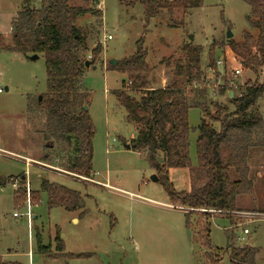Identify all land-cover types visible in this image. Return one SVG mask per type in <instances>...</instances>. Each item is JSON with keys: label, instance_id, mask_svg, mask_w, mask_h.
Listing matches in <instances>:
<instances>
[{"label": "rangeland", "instance_id": "rangeland-1", "mask_svg": "<svg viewBox=\"0 0 264 264\" xmlns=\"http://www.w3.org/2000/svg\"><path fill=\"white\" fill-rule=\"evenodd\" d=\"M21 2L0 0V255L16 264H228V234L234 247H256L255 264H264V217L232 228L242 219L172 204L161 184L151 178L155 171L145 154L125 147L137 125L126 121V111L114 96V91L122 88L121 82H127V76L109 65L112 58L118 62L132 55L135 41L143 38L148 84L163 87L175 79L173 68L165 66V61L180 58L184 43L198 44L202 50L203 84L186 87V92L193 91L187 94L188 102L205 101L213 113L215 101L232 108L226 93L219 92L224 80L237 95L242 85L255 79L227 47L231 38L241 41L243 31L257 34L245 19L249 5L242 0H202L201 5L184 12L180 8L164 10L146 22L141 4L134 5L131 0H70L74 6L100 11V17L89 11L76 19L83 37L81 58L90 61L83 70L81 92L95 127L91 182L59 173L72 152L73 141L65 144L64 151L58 142L48 150L43 137L44 117L27 114L28 102L47 91V74L44 56L32 60L2 48L11 44L10 21L22 9ZM30 4L34 8L41 5L40 0H30ZM228 32L232 33L230 38ZM96 45L101 50L92 63L91 50ZM210 47L214 59L221 61L215 68L208 67ZM234 67L242 68L236 77L232 75ZM199 89H205L204 96ZM125 93L141 96L137 89H126ZM257 108L264 118V95L258 99ZM202 118L219 124L200 107L188 110L192 165L196 164L195 141ZM252 140L264 141V125L253 133ZM47 151L51 164L44 163L49 165L44 169L37 161L41 162ZM251 151L248 167L252 191L235 197L236 208L264 213V147L258 145ZM22 157L32 161L26 164ZM229 177L238 178L235 169L230 170ZM43 179L79 191L84 196V207L75 211L60 206L47 208L44 192H40L36 204L29 203L30 191H38ZM169 179L176 191H184L188 171L174 170ZM17 187L24 190L26 200H15ZM14 212L20 215L14 216ZM202 227L208 228V235ZM36 230L41 243L50 246L49 253L56 252L55 241L64 242L63 253L52 258L49 253L38 252ZM238 237H243L241 242ZM83 253L88 255L70 256ZM206 254L214 255L212 261Z\"/></svg>", "mask_w": 264, "mask_h": 264}, {"label": "trees", "instance_id": "trees-1", "mask_svg": "<svg viewBox=\"0 0 264 264\" xmlns=\"http://www.w3.org/2000/svg\"><path fill=\"white\" fill-rule=\"evenodd\" d=\"M131 1L134 5L141 4L146 22L164 10L171 12L180 8L184 12L202 4V0ZM242 1L249 5L245 19L257 34L243 31L242 40L235 41L231 38L227 47L239 57L241 66L254 73L255 79L242 85L237 95H234L232 86L224 80L219 92L226 93L232 108L215 101L213 113L209 111L205 101L188 102L187 94L193 91L191 89L186 92V87L203 84L200 67L202 50L198 44L184 43L180 58L165 61V66L173 68L175 79L165 83L163 87L148 84L149 69L145 63L146 52L142 49L143 38L135 41L136 48L132 55L119 60L116 65L109 64L127 76V82H121L122 88L115 90L114 96L126 111V121H133L137 125L136 133L128 143L129 148L145 154L148 165L155 171L157 181L172 204L192 209L232 211L237 209L235 197L252 191L248 160L253 147H264V141L254 143L252 140L253 133L264 125V118L257 108L258 99L264 95V0ZM21 3L22 9L10 21L11 44L2 48L24 56H44L47 74V91L41 95L40 100L36 97L28 102L27 114L44 117L43 137L48 150H52L58 142L61 151H64L65 144L73 141L72 152H69L62 168L58 166L64 171L62 174L70 175L76 180H81V176L90 177L93 174L95 127L83 105L86 99L81 92V81L86 59L81 58L83 37L76 27V19L89 11L100 17V11L74 6L70 0H40L39 8H34L30 0H22ZM100 50V45L91 50L92 63ZM209 50L208 67L215 68L214 49L210 47ZM130 88L139 90L141 96L135 98L127 95L125 90ZM199 90L203 95L205 89ZM229 91H232L231 98ZM192 107H200L211 121L219 123L215 126L202 118L195 141V165H192L189 153L190 127L187 119V112ZM50 139L54 140V144L48 142ZM45 154L41 160L44 163L50 158V152ZM179 169L188 171L187 189L180 192L175 190L169 179V173ZM231 169H235L238 174L235 180L229 177ZM15 192L16 201L26 200V193L20 187ZM30 192L29 203L32 204H36L40 199V192H44L47 208L60 206L75 211L84 207V196L79 191L48 179L40 182L38 191ZM84 212L85 210L80 215ZM201 229L208 235V228ZM226 237L229 243L228 264H255L254 246L234 247L231 244L232 237L228 234ZM41 239L36 230L37 251L47 254L50 246L43 245ZM55 242L56 252L48 254L52 258L61 255L65 249L64 242ZM85 255L88 254H70L74 257ZM206 255L212 261L214 255ZM0 264L16 262L0 258Z\"/></svg>", "mask_w": 264, "mask_h": 264}, {"label": "built area", "instance_id": "built-area-1", "mask_svg": "<svg viewBox=\"0 0 264 264\" xmlns=\"http://www.w3.org/2000/svg\"><path fill=\"white\" fill-rule=\"evenodd\" d=\"M107 39H111V36H107ZM221 64V61L220 60H215V65L216 66H218V65H220ZM241 71H242V68L241 67H234L233 69H232V75H233V77H236V76H238L239 74H241ZM3 90L1 89V87H0V92H2ZM19 157H21V156H19ZM22 158H24V160H25V163L26 164H29L30 163V161H32V160H30V159H28V158H25V157H22ZM39 162V165L40 166H42V168H46V167H49V165L48 164H44V162H40V161H37V163ZM32 163V162H31ZM59 173L60 174H62V173H64V171H62L61 169L59 170ZM80 178H82V179H86L87 181H93V180H91L90 179V177H85V176H81ZM95 183H100V182H97V181H94ZM100 184H102V183H100ZM103 185H105L106 186V184H103ZM190 209H192V208H190ZM202 210H204V211H208L209 213H213V214H218V213H226V214H230L233 218H236V217H239V218H241L242 219V221L241 222H239V223H236V224H234L233 226H232V228H236V226L237 225H240V226H242V225H244L245 224V222H250V221H253L254 219H256V218H259V217H264V213H260V212H257V211H248V210H242V209H235V210H232V211H226V210H222V209H212V208H201ZM201 209H198V210H201ZM20 214H18L17 212H14V216H19ZM242 239H243V237H238L237 238V241L238 242H241L242 241ZM237 245H241L240 243H236Z\"/></svg>", "mask_w": 264, "mask_h": 264}, {"label": "water", "instance_id": "water-1", "mask_svg": "<svg viewBox=\"0 0 264 264\" xmlns=\"http://www.w3.org/2000/svg\"><path fill=\"white\" fill-rule=\"evenodd\" d=\"M231 35H232V33H231V32H228V34H227V38H230ZM28 58H30V59H32V60H35V59L38 58V55H35V54H33V55H28ZM89 63H90L89 60H85V62H84V66L87 68V67L89 66ZM116 63H117V60H116L115 58H112V60L109 61V64H110V65H116ZM228 94H229V98H231V97H232V91H229ZM37 99L40 100V99H41V95H39V96L37 97ZM83 105H84V109H85V110H88L87 105H86V104H83ZM125 147H126V148H129V145H128V144H125ZM151 178H152L154 181H157V176H156L155 174H153ZM22 179H24V176L22 177ZM228 245H229V243H228V239H227L226 247H228Z\"/></svg>", "mask_w": 264, "mask_h": 264}, {"label": "crops", "instance_id": "crops-1", "mask_svg": "<svg viewBox=\"0 0 264 264\" xmlns=\"http://www.w3.org/2000/svg\"><path fill=\"white\" fill-rule=\"evenodd\" d=\"M17 12H18V11H17ZM13 17H14V16H13ZM13 17H12V18H13ZM4 89L7 90V87H4ZM133 136H134V135H133ZM102 184H104V183H102ZM255 248H256V247H255ZM0 256H1L2 260H4V261H8V260H5V259L3 258L2 255H0ZM11 262H12V261H11Z\"/></svg>", "mask_w": 264, "mask_h": 264}]
</instances>
